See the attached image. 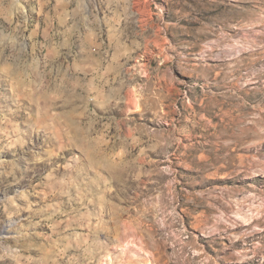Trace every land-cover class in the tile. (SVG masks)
<instances>
[{
	"label": "rangeland",
	"instance_id": "rangeland-1",
	"mask_svg": "<svg viewBox=\"0 0 264 264\" xmlns=\"http://www.w3.org/2000/svg\"><path fill=\"white\" fill-rule=\"evenodd\" d=\"M0 264H264V0H0Z\"/></svg>",
	"mask_w": 264,
	"mask_h": 264
}]
</instances>
